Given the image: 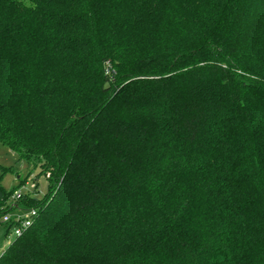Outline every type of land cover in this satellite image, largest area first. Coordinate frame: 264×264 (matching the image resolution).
<instances>
[{
    "label": "trees",
    "instance_id": "1",
    "mask_svg": "<svg viewBox=\"0 0 264 264\" xmlns=\"http://www.w3.org/2000/svg\"><path fill=\"white\" fill-rule=\"evenodd\" d=\"M156 2L0 0V145L50 175L43 199L17 202L36 217L0 264H264V66L236 51L264 52V0H168L185 6L194 42L136 60L112 51L109 40L141 25L139 6ZM86 46L90 61L73 63ZM74 67L75 94L59 82ZM69 94L51 136L24 131V98ZM156 183L177 194L147 228L104 235L101 219Z\"/></svg>",
    "mask_w": 264,
    "mask_h": 264
},
{
    "label": "rangeland",
    "instance_id": "2",
    "mask_svg": "<svg viewBox=\"0 0 264 264\" xmlns=\"http://www.w3.org/2000/svg\"><path fill=\"white\" fill-rule=\"evenodd\" d=\"M155 2V5L148 7L145 5L142 6V9H140L139 6L137 15L140 16L139 20L142 21L139 27L122 30L117 36H114L112 40L108 41L107 45L112 47V51L120 54L122 58L128 57L130 60H136L140 56H144L142 52L144 49L147 50L145 55L150 57L152 55V52L149 50L151 46L158 49V47L160 48L164 44H169L170 46L177 45L176 47H178L177 49L179 51L185 49L183 47L187 42H194V37H190V32L186 34L183 33L184 27L186 26L183 24L186 23L182 21L181 18L186 14L185 6L180 3L168 2V0H155ZM206 6V3H204L201 20H199L197 25L199 29L198 32L202 31V27L199 24L204 21ZM142 13L145 16H142ZM132 15H135L134 8L128 11V16L130 17ZM192 21L193 19L190 20V22ZM153 37H155L157 42L153 40ZM253 38H255V36H253ZM238 43L236 44V51L247 52L249 55H246L244 58L248 57L247 61L249 63L253 64L256 69L264 66V62L262 61L264 52H256L253 50V54L251 53L252 51L248 49L243 50L245 43L241 42L244 45ZM144 44H147L148 47ZM94 52L95 48L93 49V47L86 46L77 54H73L71 58L72 62H88ZM70 71L65 73V75L59 76V82L63 89L74 88L70 93L75 94V92L80 91L78 88L82 86V82L77 76L78 70L76 68L72 72ZM10 84L13 85L11 82ZM72 96L73 94H69L66 98L51 99V96H48L47 99L38 97L24 98L21 109L19 108L20 106L16 107L22 117L21 124L24 131L29 133L32 137L46 138L51 136L58 121L57 119L61 118V116L65 114L66 109L74 104L75 98H71ZM50 113H52V116ZM0 171V186L8 191V201L0 204V208L5 215L13 214L10 212L14 210L17 211V209H23L21 204H19L20 206L17 205L11 198L14 190L19 188L18 191L23 195L36 199H43L48 193L47 179L50 176L49 172L40 174L41 171H44V169L41 168V164L39 162L34 163V161L30 160V158L25 156L21 151L0 145ZM2 173L4 174L3 177H1ZM163 184L165 185V183ZM36 185L37 187L35 189L34 187ZM166 185L169 186L168 184ZM176 194L177 189L170 186L159 187L156 183L154 189L151 188L145 192V195L142 196L138 202L129 203L128 206L114 213L115 216H113L111 222L109 221L111 217L108 219L106 217L101 219V223L107 221V227L102 225L103 228H101L105 231L104 235L107 236L108 234V237H110L117 234L118 240H127L135 231L145 230L147 227L143 224L151 218V211L154 213L157 211L156 207L162 201L163 197L167 199L175 198ZM118 217L120 218L119 220ZM8 230V227L3 223V219H1L0 257L10 244L8 241ZM9 233L11 235L13 231L11 230Z\"/></svg>",
    "mask_w": 264,
    "mask_h": 264
},
{
    "label": "built area",
    "instance_id": "3",
    "mask_svg": "<svg viewBox=\"0 0 264 264\" xmlns=\"http://www.w3.org/2000/svg\"><path fill=\"white\" fill-rule=\"evenodd\" d=\"M22 193L17 191L14 193L12 199L15 203L20 201ZM36 217L35 210L24 211L17 209L13 214H6L3 217V223L8 227L9 231H13L10 235L8 232V241L11 243L14 239L22 236V234L32 225L33 219ZM12 222V223H11ZM12 224V225H11Z\"/></svg>",
    "mask_w": 264,
    "mask_h": 264
}]
</instances>
